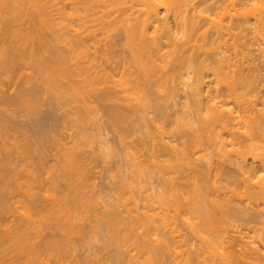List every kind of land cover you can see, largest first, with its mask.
I'll return each instance as SVG.
<instances>
[{
    "label": "bare ground",
    "instance_id": "bare-ground-1",
    "mask_svg": "<svg viewBox=\"0 0 264 264\" xmlns=\"http://www.w3.org/2000/svg\"><path fill=\"white\" fill-rule=\"evenodd\" d=\"M62 1H65L63 3L64 6H62V3H61ZM62 1L61 0H0V25L2 24L1 25L2 28L0 29V33L3 32V34L9 38V40L7 39L8 40L7 43L0 44V73L1 74H3V73L8 74V72H10L9 73L10 75L12 73L15 74L14 72H16V69L19 68L20 66L23 67V64H25V65L27 64V66L31 67L30 65H32L31 63H33L34 68L32 69V67H33V65H32L31 69L32 70L35 69L37 74L41 76V77H38V79L42 78V80H40V82L44 80V83H46L47 82L46 80H48L46 78H48V77L50 78V75H52L53 71L57 70L56 71L57 72L56 79L54 78L55 80L50 81V79H49L46 86L43 82H41V84H39L40 83L39 82L37 85L33 86L32 89L29 90L30 92L27 91L28 92L27 93L25 91V93L21 92L22 94L18 93L19 95H17L18 97L15 98L16 100L12 99V102L14 104L12 102H9L11 100L7 101L8 100L7 97H6L7 100L5 102H2L3 96L2 97L0 96V98H2L1 104L3 106L6 105V107L4 109H2V111L4 110L3 111L4 113H5V111H9L10 106L8 108L7 104H10L11 106L12 105L16 106L15 104L19 103L21 106L23 104L24 106L29 108L28 110H30V111L27 110L26 112H31V108L33 110L35 108H37V106L41 102V98H43V99L45 98L44 95H42L44 97L41 96V94H43V93H41L42 88H43L42 87L43 84H44V87H46V89H45L46 93L44 92L45 95L46 94L49 95V93H47V92L50 90V93H53V94L55 93V96H56V94H58L56 98H57V100L59 99V101L60 100L65 101V100H67L66 99L67 97L69 99L72 96L71 97L72 100L74 99L75 101L74 100L73 101L78 103V106H77L78 108L75 107V109H79L75 113V116L77 115L76 116L77 118L75 119V121H72V122L70 121V122L72 124H73V122H74V124H75V122H77V124H75V129L77 130V128L79 126L80 128L81 127L83 128L82 129L83 131L80 132V128H78L79 131L78 130L77 131L79 133L78 132L75 133V131L73 132L74 142L72 143V140H71L72 146L69 144L70 146L68 147L65 144L67 142L66 141V142H64V145H66V146L61 147L62 149L60 152L62 154H60L61 159L59 158L60 159V164H59L60 167H58V166H57L58 168L56 167L59 170H55L52 175L50 173L49 176L51 175V180L48 179L50 181V184L52 186H55L56 182L59 179H62L64 181L68 180L67 182H71L72 180H74L75 183L78 182V180L82 177V172H84V170H86V169H84L85 168V162L84 161L86 159V156L83 155V152L85 149H87V148L90 149V147H91L92 154H94L99 159L102 158V156H103V155H101V151L99 149V146H97V144L99 142L97 143V139L95 138L96 136L92 134L93 136L90 137L92 132L90 131L91 133L89 132V135H88L89 129L88 128L86 129L87 123H85L86 125H83V123H82L84 120V117H82V116L86 115V113H88V112L93 111V109L95 110V108H96V106L93 105V103H92V106L93 107L95 106L94 108L91 105H89L90 103H87V98H89L92 95L97 96L98 98H101L105 101H112V100L115 101V99L118 100L119 98H121V101L123 100V105H120L121 108L118 107V105H117L118 103L120 104V101L119 102L115 101L117 103L116 104L117 106L113 105V103H115V102L110 103L111 105L109 107H107L108 103L105 105L106 106L105 107V112H106L105 116L107 115L106 116V117H108L107 120L109 119L112 124H115L116 126H118L117 128L120 129V130L119 129L118 130L121 132L120 135L123 136L125 139H127L126 137H128V136H129L128 138H130V135H133V134H138L141 136V146H144V148H146V150H148L150 152V153H148L147 156H149V154H151L150 155L151 160L149 161L147 158V161L150 162L148 164L151 165V163H152V166L154 167V169L159 170L160 173L162 174V178L163 177L164 178L161 181L162 178L159 176L161 178V179H159V182H158L159 184H157V186L159 185V187H158L159 189H157V187H155L156 190H158V191L154 190L155 191L154 193L156 195H153L154 193H151V192H149V193H151V195H149L147 193V191H144V193L145 192L147 193V195L145 194L146 197H144L145 195L143 196L144 197L143 201L145 200L144 201L145 204H143L144 210L142 211V209H141L139 211L138 207H137V210L140 213L137 210L134 211L135 214L137 212L138 215L137 214L135 215L133 213V215H135L134 217H136L135 220L132 216L133 220H131V218H130V221L128 220V222H127V220L125 221V219H122V220L118 219L115 221L114 216L116 217V215H113L114 211H112V209H111V212H112L111 215H113L112 216L113 219L110 218L111 215L109 216V214L108 215L105 214V210H104V214H103L101 207L104 205H102L101 199H100V197L102 195L99 193L101 195L99 197L98 194L95 195V192L93 193V195L90 194L91 192L85 193V192H89L92 188L89 189L88 191H85V192L80 191L82 188L78 189L77 186H75V188H72V185L75 184L72 182L73 184H71L70 188H68L69 191L67 193L65 192L66 193L65 196L67 198L66 202H64L62 204L61 202L58 201L61 205L58 206L59 204L57 205V203H56V206L59 207L58 209L56 208V211L53 209H51V210H53V211H51V210H48L46 208L48 210L47 215L46 214L41 215L43 212L41 213L40 210L38 211L41 213V214H39V216L41 218H39V219L37 218L38 219L37 223H38V221H45L46 225L48 227L56 228V229L59 228V230L61 231V234L63 236V237H61V235H60V237L64 239L62 243H60L59 241L54 240L52 238H50L52 240H48L46 238L47 239L46 243H41V242H43V240L40 241V243L42 245H40V243H38L36 241L39 238L41 240V237H43L44 226L43 227L41 226L37 230H34V229H32L33 225L31 226V228H29L30 226L27 225V223H25V221L26 222L29 221L28 219H30V221H31V218H30L31 214L33 216L36 212L34 214L30 213L28 215V213L31 212L28 209L32 208V207L30 208V205H29L31 200H29L30 202L28 203L26 201V199L23 197L24 200L22 199L23 201L21 203L19 210L22 209L24 216H21V215L20 216L25 217V219H23L21 222H19V224L16 221H14V223L15 222L17 223V225H15L17 227H13L14 223L12 224V226L10 225V227H8L9 225H7L5 227V228L8 227L7 230L11 229L12 227L13 228L11 229L12 231H8V233L6 231L7 234H5V229H4V234H2L0 236V238L2 237L1 240L3 239L4 241L7 238L6 242H4L3 240H2L3 243L0 242V246L2 248L4 247V249H5V250L3 249L2 251L0 250V255H2V254L5 255V253L7 251H9V252H7L9 254L12 251H13V253L15 251L16 252L18 251V253H16V254L14 253L15 256H11V254H13V253H11L10 255L9 254L6 255V256H10L13 259H15V262L17 259L18 262L16 264H44V263H46L45 262L46 258H47V260L49 259L48 261H50V263H52V260L50 259V257L55 258L56 260H57V258H59L58 260L61 261L62 258L64 259L63 255L66 252L65 250H67V251L70 250V252L72 251L71 255L74 254V255H72L74 258L75 253L77 252L76 247L79 248V246L75 245V241H76V240H74L75 233L79 234V233H82L84 231V229L87 230L86 227L82 226V225H84V223L82 224V222H84L85 219L87 220V219H89V217H91V215H88V214L93 211V209H91V208L95 207V209H94L95 212H93V214L95 213L94 217H96V214H97V216H99L98 218L100 221L97 220L96 222H92V223L97 224V223L101 222L102 226L100 224L93 226V224H92L90 226V228L93 226V228H91L93 231L88 230V232H90L91 234L93 233V236L96 235L95 236L96 240H94V241L101 242L100 244H96V246L101 245L99 248H101V250H103V251L108 250V248L110 249L109 246L113 247L112 244H115L114 247L117 248L116 249L117 253H114V254L116 255L117 261L122 260V261H120L121 263L123 262L124 264H168L167 262H170L171 260H168L167 257H169V254L172 253L171 251H173L174 246L176 244H178L179 242L181 243L182 240L180 241V238L181 239H183L182 237L185 238V236L180 235V234H182V232H183L182 230H184L183 228L185 227V230L187 231V232H185L186 233L185 235H186V239H187L188 243H190V240H191V243H193V240H195V242L198 240L197 241V242H199L198 247L200 246V248L198 249V247L196 248L194 246L196 249L193 250L191 243L188 246H185L187 242L185 241V239H183L185 241V244L182 241L184 245L182 247L179 245L175 246V251H178V252H174L175 254L172 253L174 255L172 263H174V264H264V212H263L264 210L262 211V208L260 209V207L263 206V205L260 206V204H262V203L264 204V114L262 112V115H261V111H259V109H257V105L259 102L261 103L260 100L262 98L261 94L259 95L260 91L257 92L258 88L255 85V83L258 84V82L256 80H254L255 78L253 76L255 74L253 75V73H248L249 76L253 75L252 76L253 80H251L250 79L251 77L249 79L245 78L241 74H238L235 69H233V65L231 63L232 61L230 60L231 62H229L230 57H228L227 59L225 58L226 56H228V54L231 55V53H229L228 50H227L228 54H226V52H223L226 54V56L223 53L219 54V52H222L221 49L219 50V52L217 51L218 54L215 52V56H213L214 53L212 55H210L211 53H209V51L207 53L209 55H205L207 50L210 49L208 47L210 46L211 43H212L211 44V46H212L213 44H216L214 41H216V42L217 41H223L222 39H224L226 36L232 38V40H233V38L236 39L237 37L241 36L238 38L240 40V42H241V39L243 41V42H241V44L243 43L242 45H244V46H242L241 48L243 49V47H244V49L249 52L250 51L249 47L253 46L251 41L247 42V46L244 43L245 41H247L248 35L250 36V33H248V32H252V34H251L252 36H254L253 34H255L256 37H257V34H258V36L259 35H262V37L264 36V6L260 7L262 5V3H264V0H193V1H195V3H190L191 0H188V1L184 0L185 2L187 1L186 5H184L185 2L180 0L183 2L182 4L185 7L184 11H183L184 8H182L181 4H179L181 2H178V0H164V1L163 0L162 1L161 0H62ZM258 3H261V5ZM67 6H71V8H68L69 10L71 9V12H66ZM160 6H161V8H160ZM163 7L165 8L164 9L165 12L163 14V17L160 19L159 18V15H160L159 11H161V9ZM186 8L187 9L189 8V9L186 10ZM50 9H52V10H50ZM53 10L56 12V15H58L57 17H59V18H60V16H61V18L63 16V18L65 19V16L66 17L68 16V18L70 16V19L72 21L77 20V22H80L81 25L75 21L77 27L73 26L74 31H73V29L69 28L71 26H67L71 31H73L76 34L75 35L76 37L71 36L72 37L71 38L70 35L68 34V32L70 30H68V28H67L66 30L68 32H66V30L64 29L65 32H63L62 34H58V32H55L57 34L55 35V33H54L55 37H53V39L51 38V36H48L51 39L47 38L46 34L44 33V28L46 29L47 21L51 18L50 12L52 13ZM80 10L83 11L84 15H81L82 12ZM66 13H67V15H66ZM173 14L176 15L178 20L180 21L181 27L179 28V31H177V32H179V34L181 33L185 37L184 39H187L186 41L184 40V42H183V40H181V38L183 39V36H181V34H180V36H181L180 40L181 41L178 40V42H177V38L179 39V36H178L179 34L177 33L178 34L177 35L176 32L173 31V29L171 27H167V24H169L168 26H171L170 21L168 22V18L171 17L170 19H172ZM164 16H165V18H164ZM70 19H69V21H70ZM82 20H85V21H83L84 23L82 22L83 25L81 23ZM65 22H67V21L65 20ZM85 22L86 23L92 22L93 24L96 23V24H94L95 26L93 25L95 28L93 33H95V30H98L99 27L101 29L102 28L104 29V26H105V28H106V26H108L109 29H107V31L109 30L108 32H110V28L113 27L114 29H116L119 26L118 29L121 30L123 40L121 41L120 45L117 46L115 44V46H116L115 48L117 49V51L119 50L118 52H122L124 54V55L121 54L123 57L125 55H128V53H129V57L125 56L124 58L122 57L123 60L122 59L120 60V58L114 59L112 56H109V53H107V52L111 53L112 51L110 49H109L110 50L109 51L107 49V47L105 48V46L108 45L107 43H109L110 40H108V42L104 41L105 38L103 40L102 37H101V39L105 42L104 43L105 45L104 44L103 45L101 44V45L104 46L105 50H108L107 52H105V50L103 49V51H104L103 54H105V56H102L103 54H101V56H100V55H97L96 53L92 52L94 50H91V48L89 46L90 41L93 42V45L95 43L96 46L94 45V47L98 46L96 48L97 50L99 47H101V45H100L98 40L97 41L94 40V39H96L93 36L95 34L91 33L87 29V26L89 27L91 25H89L88 23H87L88 25H86ZM160 22H161V24L158 25V23H160ZM57 23L59 24L60 22L56 21V24ZM53 24H54V22H53ZM56 24H54V26ZM98 24H99V26H98ZM155 24L158 25L157 26L158 28L164 29L165 33L169 34V35H167L166 37L165 36H163V37L159 36L158 37V36H155V35H157V33L155 32V35L152 37L151 35L153 33H150V28H153V26ZM67 25H69V24H67ZM85 25H86V29L88 31L85 28H83V26L85 27ZM100 25H102L103 27ZM162 25L164 26V28L162 27ZM177 25L179 27V23ZM75 28H76V30H75ZM82 28L85 29V33H87V35L82 36L85 33L84 32L80 33V31L78 32V30L79 29L81 30ZM89 28H92V26ZM158 28H156V29H158ZM166 28H168V30ZM169 28H170V31H169ZM201 28H203V29L206 28L204 33L207 36L201 32L202 34L198 37L201 38L202 35H205L207 37L206 41H208L210 43V44H208L209 46L207 45L208 49H205L206 52L204 51L205 52L204 54H202L203 51L201 52L200 50H197L198 48L197 49L195 48V44H194L195 40H193L194 37L196 36V35H194V33L197 32L199 29L202 30ZM92 29H90V30H92ZM154 29H155V27H154ZM52 30H54V28ZM166 30H167V32H166ZM176 30H178V29L176 28ZM111 31H112V29H111ZM155 31L158 32V30H155ZM172 31L175 33V35L177 37H175V35L172 34ZM59 32H61V31H59ZM113 32H114V30H113ZM246 32L248 35L245 34ZM50 33H51V31H50ZM89 33H91L93 35H91ZM115 33H113V34H115ZM199 33L200 32L198 31L197 34L199 35ZM103 34H105V32ZM72 35H74V34H72ZM192 35H194V37ZM244 35H247V38H245ZM1 37L4 38L5 36L1 35L0 38ZM95 37H97V36H95ZM191 37H193L192 40L194 41V43H193L194 47L193 48L190 47V45L192 44V41H190ZM226 38H225L226 45H229V42H228L229 39L227 40ZM243 38L246 40H243ZM101 39H99V40H101ZM108 39H109V37H108ZM110 39L112 40V38H110ZM163 39H164V41H167V42L165 43L164 41H162ZM238 39L235 40V42L237 41L236 42L237 45L240 44L238 42L239 41ZM0 41H2V40H0ZM110 42L112 43L113 41H110ZM163 42H164V45H163ZM175 42H177V43H175ZM180 42H181V44H180ZM235 42L233 41V44L231 42L230 45L232 44L233 46H236L235 48L239 49L237 47V45L235 44ZM249 42L251 44H249ZM91 43H90V45H91ZM178 43H179V45H177ZM60 44H64V45H62V46H65L64 50L62 49ZM248 44L251 46H249ZM58 45H60L61 51H60V49H58V47H59ZM161 45H162V47H161ZM188 45L190 48L188 47ZM197 45H198V43H197ZM202 45L204 46V43L201 44L200 47ZM112 46L114 48V44L113 45L111 44V47ZM166 47L171 48V49H169L170 54L168 53V51H167L168 49H166ZM102 48L103 47H101L99 50L102 51ZM108 48H110V47H108ZM113 48H112V50H113ZM162 48H165L166 50H164V49L162 50ZM205 48H206V46H205ZM219 48H220V46H219ZM219 48H217V49H219ZM232 48H234V47H232ZM121 49H123L124 51H121ZM237 49H235V50L237 51ZM114 50H113V52H114ZM189 50H190V52H189ZM191 50L193 51V53H191ZM194 50L200 51V54H202L205 58H203L199 54V52L198 53H197V51L194 52ZM211 50H213V49H211ZM239 50H241V49H239ZM161 51H164V52L166 51L169 55H171L170 64L168 67L169 68L168 72H167V70H165L166 71L165 72L163 67H159L160 64L163 62L162 59H164L163 54H162L164 52L161 53ZM215 51H216V49H215ZM231 51H233V50H231ZM99 52H98V54H99ZM125 52L127 54H125ZM166 52L164 53V56H167ZM242 52L245 53V56L249 55V53L244 52L243 50L241 51V54H242ZM194 53H196L198 55L195 54L196 55L195 56ZM115 54L117 55V53H115ZM241 54H239V55H241ZM112 55H113V53H112ZM208 56H213V57L208 58ZM260 56H262V54ZM161 57H162V59H160ZM243 58L245 59L246 57H243ZM262 58H263V56H262ZM166 59H167V57H165V60ZM159 60H161V63L157 62ZM165 60H164V63L166 62ZM167 60H169V58ZM171 60H173V61H171ZM227 60H228V62H227ZM239 61H236V62L238 63ZM186 62L189 65H187V66L185 65L184 66L185 70H182V72H181V69H182L184 63H186ZM166 63L168 64L169 61ZM229 63H231L232 66L229 65ZM246 64H248V63L246 62ZM213 65H215V66H213ZM239 65H242V64H239ZM239 65H238V67H239ZM251 65H252V63H251ZM27 66H26V68H27ZM161 66H162V64H161ZM165 66L167 67L168 65L164 64V68H166ZM117 67H119V68H117ZM186 67L188 70L186 69ZM159 68H161L160 71H159ZM244 68H246L247 72H249L248 69H250L251 67H248V66L245 67L244 66ZM254 68H256V65ZM116 69L119 70L118 73H117ZM162 69L164 71L163 73H162ZM253 69H250L251 72L254 71ZM242 70L244 72V69H242ZM246 70H245V72H246ZM183 71L184 72L186 71V74ZM208 71H210L212 74L211 78L214 77V80L211 79L212 82H210V83L206 82L207 80H206L205 74H207ZM28 73H30V71ZM182 73H184V75H181ZM31 74H32V72H31ZM46 74L48 77L46 76ZM48 74H50V75H48ZM118 75H119V77L121 76V79L118 77ZM29 76H31V75H29ZM8 77H10V76H8ZM44 77H46V78H44ZM116 77H118L119 79ZM176 77L177 78L180 77V80L178 78L179 81H177L175 79ZM185 77L188 80H191L190 82H188L186 80L188 82V84H187V88L186 89L184 88V89L185 90H191L190 92H187L189 94L191 93V95L189 96V94H188L187 97L188 98L190 97L189 101L191 100V97H192L191 102L196 108V112L194 110V112L196 113V116H197L196 118L194 116V117L189 119L188 118L189 116L186 115L185 113H182V115L180 117H177L178 112L176 113L172 109H170V110H172L170 112L167 111V108L169 110V108H170L169 106L171 104L168 103V104H170L169 106L165 104L166 101L168 100V98H171V97H173V99L175 98L174 97L175 96L174 90L171 89L173 87V85L169 89V86H171L170 81L172 80V82H174V80H175L177 82H181V85H182V82L185 81V79H186ZM11 78H12V76H11ZM31 78H32V82H33V79L37 80L35 78V76L34 77L31 76ZM183 78H184V80H183ZM8 79H10V78H8ZM181 79H182V81H181ZM101 80L103 82H105V84L103 83L104 85L102 84V82L100 84ZM118 80H122L121 83H119L120 81H118ZM28 81H31V80H28ZM28 81L26 84L29 83ZM38 81L39 80H37V82ZM108 81H109L110 85H113V87L108 86V84H109V83L107 84ZM253 81H255V82H253ZM115 82H117V84H115ZM30 83H29V85H30ZM112 83H114L115 85H118V86H115ZM33 84H36V82L35 83L33 82L30 86H27V87L31 88ZM65 84H66V86H65ZM101 85L104 86V88L106 85V87H108V89H112V92L106 88H105V90H108V92H105L104 88L102 87V91H104V92L101 93L100 92L101 91L100 90ZM176 85L178 86V84H176ZM183 86H184V82H183L182 87ZM182 87H180L179 89L184 90V89H182ZM184 87H186V86H184ZM261 87H262V85H261ZM29 88H26V89H29ZM173 88H175V87H173ZM209 88L211 91L210 92L208 91L209 92L208 93L207 90H209ZM26 89H24V90H26ZM53 90H55V92H53ZM176 90H177V87H176ZM204 90H206L205 93H204ZM19 91H21V90H19ZM109 91L111 93H109ZM187 93H185V94L187 95ZM206 93L211 96V97L209 96L210 97L209 99L207 98ZM202 95H203L204 99L205 98L208 99V102L206 103V105L203 104V101L205 102V100L201 99V98H203ZM55 96L53 95V98H55ZM262 96H264V95H262ZM187 97H186V99H188ZM49 99L51 100V96ZM92 99H95V97ZM45 100H48V99L45 98ZM50 100H48V101H50ZM161 100H163V101H161ZM262 100H264V99H262ZM52 101L57 102V101H55V99H53ZM61 101H60V103L63 104V102H61ZM45 102H44V104H46ZM68 102L72 103V101H70V100ZM124 102H126V103L124 104ZM58 103H56V104L58 105ZM66 103H67V101H66ZM97 103H94V104H96V105L100 104V102L98 104ZM76 104H75V106H76ZM2 105H1V107H2ZM40 105L42 106V104H40ZM68 105H69V103H68ZM124 105H125V108H124ZM21 106H20V108H21ZM50 106H53V104ZM54 106H56V105H54ZM59 107H60V104H59ZM63 107H65L64 104H63ZM56 108H58V107H56ZM89 108L91 109V111ZM100 108H102L101 112L103 111V113H104V110H103L104 106L103 107L101 106ZM37 109H39V108H37ZM97 109H99V107H97ZM97 109L95 111H97ZM53 110H55V109H53ZM191 111H192L191 114H193V110H191ZM18 112H20V110ZM36 113H38V111H36ZM55 113H57V112H55ZM195 113H194V115H195ZM28 114H30V113H28ZM65 114H67V113H65ZM89 114L91 116V114H93V113H89ZM69 116L71 117L73 115L69 113ZM75 116H73V117L75 118ZM79 117L83 118V119H80ZM85 118H91V117H88V114H87ZM95 118H96V116H95ZM156 118L163 120V123H162L163 126L155 125V123L158 122ZM84 121L86 122L87 120H84ZM93 121H94V118H93ZM55 122L59 123L58 120H55ZM95 122H96V120H95ZM105 122L107 124V121H105ZM164 123L166 125H164ZM79 124H81V125H79ZM108 124H109V122H108ZM240 124L241 125L244 124V129H245L244 131L241 130L242 128L240 129V127H241ZM10 125H12V124L9 123V125H8V123L5 121V119H4V121H2V120L0 121V138H1L0 140H1V142L3 141L2 146H4V147L5 146H12L10 148H12V149L15 148V150L18 151L19 147H21V145H22L19 141V138L15 137V139L18 138V139H16V141L18 140L17 142H12L10 138H9L10 140H7V137H8L6 135L7 132H9L11 130L14 132V130H15L14 128H13L14 129L13 130ZM115 125H113L114 129H115ZM35 126H36V128H35L36 134L38 135L37 131L38 132L40 131L39 134L41 133L40 138H42V139H40V138L39 139L41 140V143L43 144V146H46V145L50 146L52 139L51 140L49 139L50 130H47L48 127H46L45 122L42 123V121H41L40 124L37 123V124H35ZM109 126L111 127V124H109ZM113 126H112V128H113ZM37 127L39 130L37 129ZM60 127H62V126L60 125ZM73 127H74V125H73ZM73 127H71L72 130H74ZM154 128H155V130L153 131ZM51 130H52V128H51ZM109 130H111V129L109 128ZM156 131H157V133L159 132V134H161V135H159V137L157 136L158 134L156 136L153 135L154 132H156ZM52 132L55 133L56 131L54 130ZM71 132L72 131H70L69 133H71ZM10 133L11 132H9L8 134H10ZM73 134L71 133V138L73 137ZM166 135H167L168 140L165 138ZM12 136H14V135L12 134ZM52 136H53V134H52ZM98 136L100 137V135H98ZM32 137L38 139L37 136L34 137V135H32ZM67 137H68V134H67ZM50 138H51V136H50ZM53 138H55V137H53ZM91 138H92V140L90 141ZM101 138H102V134H101ZM118 138L120 139L121 137L118 136ZM135 138L138 139V137H135ZM33 140H32L33 143L34 142L36 143L35 144L36 150H38L40 148V146H37L38 141L36 142L35 139H33ZM55 140H56V138H55ZM116 140H117V138H116ZM133 140H132V142H134ZM86 141L88 142V144L85 143ZM118 141H120V140H118ZM18 142H19L20 146H18ZM27 143H25V144H27ZM95 143H97V144L95 145ZM86 144L88 145L87 148L84 147V146H86ZM120 144L121 143L119 142L118 146H121ZM125 144H127V143H125ZM207 144L217 148L221 153L223 152L222 154H224V156H226V154L224 152H227V155H229V157H228V162L227 161H225L226 163L223 162L225 164V166L218 164V166H222V167H215L213 165L214 161H212V155L213 154L211 155V157L210 156L209 157H207V156L203 157V158L207 159V161H205V162L203 161L204 162L203 166H201L202 164L197 166V163L195 161H194L195 163L193 162L192 156H195V154H197V153H202V151H201L202 146H205ZM106 145H104V146H106ZM115 145H116V143H115ZM136 145L135 146L131 145V147H130V145L124 146L125 155L129 159V161H128V162H130L129 164H131V166L129 165L131 168L127 164V167H129L128 170L130 173L128 172V174H126L127 173V170H126V173H125L126 175H119L118 174L119 175V178H117L118 183L116 182L117 184L120 185V189L122 192L121 197L126 202L124 204V201H123V204L125 205V206H123L124 208L122 207L123 209L127 208L126 204L135 205V203H133L135 201V199L132 195L133 191L132 192H129V191L133 190L130 187L131 186L133 187V185L136 183V180L140 181V183H141V180L136 179V174H137L136 172H138V175L141 177L142 176L145 177L144 174H146L144 164H147L146 163L147 161H145L144 164H143V162H141V161H143L142 160L143 158L140 160L141 156L138 154V147H137V149H135ZM33 146H34V144H33ZM179 146H181V147L179 148ZM107 147H108V145H107ZM228 147L233 149V151L232 150L226 151ZM0 148H2V147H0ZM108 148H107V152H108ZM116 149H118V148L116 147ZM120 150H122V149H120ZM8 152L9 151H7V153ZM11 153H12V151H11ZM104 153L106 154L105 151H104ZM117 153H119V152H117ZM139 153H142V151H139ZM231 154H234V155H231ZM125 155H124V157H126ZM90 156H92L94 158L93 155H90ZM10 157L11 156L9 155V158L7 157L8 159H6L4 162L1 161V163H3V164H1V166H0V177L3 176L2 178H4V174L6 172H8L9 169H11V167H13L12 165H15L14 159H12V157L11 158ZM119 157L121 158V156H119ZM191 157H192V159H191ZM220 157L222 158V155ZM109 158H107V159H109ZM116 158H117V156H116ZM145 158H146V153H145ZM250 158L252 159V162L250 161L251 163L248 164L249 163L248 160ZM0 159H3V158H0ZM114 159L115 158H113V160ZM88 160L90 161V159H88ZM110 160H111V158H110ZM105 161H108V160H105ZM108 162H110V161H108ZM199 162H198V164H200ZM219 163H221V162L219 161ZM86 164H88V162ZM105 164H106V162H105ZM102 165H103V163H102ZM147 165H146V167H147ZM215 165H217V164H215ZM152 166H151V168H152ZM134 167H137V169L135 168V170H134ZM123 168H125V167H123ZM147 169H148V167H147ZM154 169H152V171ZM43 170H42V172H43ZM119 170H120V168H119ZM114 171L112 172V174L116 175L117 173H114ZM45 172L47 173L48 171H45ZM123 172H125V171H123ZM9 173L11 174V170ZM9 173L7 175H9L8 177L10 179H12ZM44 173H43V175H46ZM147 174H149L151 176L150 173H147ZM41 175L42 174H40V177L34 178V180L38 181L39 184L41 183L43 185L44 182H42V181L46 180L48 177L45 176L46 179H43L45 177H42ZM83 176H85V175H83ZM87 176H88V174H87ZM83 178H85V177H83ZM17 179H15V181ZM86 179L88 181V177ZM216 179H218V181ZM21 180L23 181V179H21ZM219 181H222L221 183L223 185L220 184ZM24 183H26V182L24 181ZM7 184L9 185V183H7ZM7 184L5 183L6 186H7ZM11 184H12V182H11ZM23 184L21 183L20 185H23ZM92 184H94V183H92ZM92 184H91V186L93 187ZM136 184H135V186H137ZM20 185H18V186L21 187ZM46 185H48V183L45 184V186ZM77 185H78V183H77ZM80 185H81V182H80ZM86 185H87V183H86ZM119 185H116V186H119ZM27 186H28V184H27ZM52 186L49 185V187L47 189L46 188H43V189L41 188V189L42 190H44V189L49 190V188H51ZM68 186H69V184H68ZM187 186H188V188H190L189 191H186ZM34 187L35 186L33 185V187H31V188L29 187V188L34 191ZM63 187H65V186L63 185ZM73 187H74V185H73ZM96 187H97V185H96ZM96 187H94V188H96ZM7 188H8V186H7ZM39 188H40V185H39ZM87 188L88 187H86V189ZM1 189H0V191H1ZM4 189H6V188L4 187ZM25 189L27 190V188H25ZM35 189H37V187ZM62 189H64V188H62ZM97 189H98V187H97ZM120 189H118L116 191L114 189V191L116 193H118V191H120ZM38 190H40V189H38ZM52 190L50 189L49 192H51ZM82 190H85V188ZM184 190H185V192H184ZM4 191H3V193H4ZM33 191H32V196L37 197L36 195H38L39 192L36 193L35 191L34 192ZM93 191L94 190H92V192ZM95 191L97 192L96 189H95ZM111 192H113V191L111 190ZM115 192H114V194H116ZM1 194L2 193H0V195ZM42 194L44 195V193H42ZM49 195H50V193H49ZM140 196H142V195H140ZM1 197H3V196L2 195L0 196V205H1L0 209L2 207H4L3 205H5V208H3V209L8 210L7 208H9V207H7L6 205H8L9 202H7V204L4 202V201H8V200H5L4 197L3 198H1ZM29 197H31V196H29ZM114 197H115V195H114ZM117 197H119V196H117ZM44 198H46L48 200V198H50V197H44ZM42 199H43V197H42ZM114 199H113V203L115 202ZM105 200H107V199H105ZM105 200H104V202H106ZM141 200H140V202H141ZM102 201H103V198H102ZM107 201H110V200L108 199ZM120 201L116 200L117 203H119ZM33 203L36 204L35 202H33ZM33 203H32V205H33ZM100 203H101V207H100ZM107 203H109V202H107ZM107 203H105V205L108 206ZM54 204H55V202H54ZM115 204L116 203H114V205ZM123 204L119 203L118 205L122 206ZM36 205H38V204H36ZM42 205L43 204H41V206ZM98 205H99V208H98ZM112 205L113 204H111V206ZM129 205H127V206H129ZM8 206H10V205H8ZM49 206H50V204H49ZM109 207H110V205L106 208L107 211H108ZM116 207H118L117 204H116ZM135 207H136V205H135ZM44 208H45V206H44ZM129 208H130V206H129ZM49 209H50V207H49ZM117 209H119V208H117ZM133 209H135V208H132L131 210H133ZM114 210H115V208H114ZM100 211H101V213H100ZM126 211L128 212L127 209H126ZM111 212H109V213H111ZM116 212H118V211H116ZM0 213H1V211H0ZM86 213H88V214H86ZM120 214L121 213H119V215ZM16 215L18 216V214H16ZM84 215H85V218L83 219ZM124 215H126V214L124 213ZM0 216H3V215H0ZM10 216H12V215H10ZM17 216L15 217L13 215L14 218H17ZM34 218H35V216H34ZM32 220H33V218H32ZM94 220L95 219H93V221ZM5 221L8 222L9 219H8V221L7 220H5ZM86 222H88V221H86ZM89 222H91V220ZM40 223H42V222H40ZM39 224H37V225H39ZM242 224H243V228L245 227L244 229L247 230L246 235L242 233V230H243ZM3 226H5V225H3ZM179 226L180 227L183 226L182 230L180 229L181 231L179 230ZM239 226H241V227H239ZM26 227L28 229H30V232L34 230L35 233L28 232L29 230ZM88 228H89V226H88ZM239 228H242V230H240ZM140 230H141V232H140ZM0 232H2V231H0ZM9 233H10V235H8ZM44 233H46V232H44ZM84 233H85V231H84ZM90 233H88V236L83 234L84 236L82 235L83 236L82 238L80 237L81 235H79L78 237L81 238V240L84 238L82 241H83L84 245L86 243V246H87V244L90 245V243H91L92 246H88V248L91 250V248L93 247V245H95V243L91 242L92 240L90 239V237L91 238H93V237L91 236ZM32 234H34V235L32 236ZM3 235H7V237L5 236L6 238L5 237L3 238ZM46 235H48V234H46ZM58 236H59V234H58ZM49 237H51V236H49ZM78 237H76V238H78ZM97 237H99L100 240L99 239L97 240ZM44 238L45 237H43V239ZM77 241H78V239H77ZM200 243H201V245H200ZM2 244H5V245H2ZM43 244L45 245V247ZM76 244H78V242ZM130 245H131V247L133 246L132 250H134L136 252V254L138 255L137 258L134 257L135 254H134V256H132V255L129 256L130 251L127 248ZM42 246H43V248H42ZM184 246H185V248L188 247L187 251L184 250L185 249V248H183ZM131 247L129 249H131ZM179 247L183 248V250H181V248H179ZM2 248H0V249H2ZM88 248H86V249H88ZM99 248L97 250H99L102 254V251ZM197 249H198V251H197ZM97 250L95 252H97ZM110 250H108V254L110 253ZM4 251H6V252H4ZM92 251H93V249H92ZM111 251L113 252V249ZM134 251H132V252H134ZM1 252H2V254H1ZM89 253H90V251H89ZM98 253L99 252H97V254ZM17 254H18V257H17ZM88 254H87L88 257H85V259L89 258V256H91L90 254L89 255ZM114 254L111 253L110 256H113ZM79 255H80V253H79ZM104 255L105 254H103V256ZM115 255L113 257H115ZM67 256H68V253H67ZM77 256L78 255H76V257ZM128 256H129V258H128ZM2 257H4V256H2ZM2 257L0 256L1 259H2ZM10 257H8L9 258L8 261L10 260V264H11V261L13 259L12 258L10 259ZM15 257H17V258H15ZM71 257H70V259H71ZM4 258H6V257H4ZM81 258L83 259L84 257L81 256ZM93 258H94V255H93ZM97 258L95 255V259H97ZM99 258H100V256H99ZM1 259H0V264L4 263L3 262L4 260H1ZM75 259H77V258H75ZM85 259H84V262H86V263H82V264H87V263L92 264L91 262H94L93 260H95V259H93L89 263L90 259H88L87 261ZM22 260H24V261H22ZM58 260L56 262H58ZM65 260L68 262L67 259H65ZM108 260H109V258H108ZM53 261H55V260H53ZM70 261L75 262L76 260L72 259ZM77 261H78V259H77ZM77 261L75 262V264L81 263V262L77 263ZM12 262L14 263V260ZM63 262L65 264V261L62 260L61 263H63ZM73 262H71V264ZM97 262H99V260L96 261V264H97ZM120 262H118V263L121 264ZM103 263H105V261ZM114 263L117 264V262H114ZM99 264H100V262H99ZM106 264H109V263H106Z\"/></svg>",
    "mask_w": 264,
    "mask_h": 264
},
{
    "label": "rangeland",
    "instance_id": "rangeland-1",
    "mask_svg": "<svg viewBox=\"0 0 264 264\" xmlns=\"http://www.w3.org/2000/svg\"><path fill=\"white\" fill-rule=\"evenodd\" d=\"M62 1V0H61ZM162 1V0H161ZM164 1V0H163ZM183 2H185L184 0H182ZM182 1H180V0H178V2H181V3H179V4H181V6H182V8H184L183 9V11L185 10V7H184V5H186L187 4V1L184 3V5L182 4L183 2ZM65 1H62L61 3H62V6H64V3ZM190 3H195V1H193V0H191L190 1ZM258 4H260L261 5V3H258ZM264 3H262V5L260 6V7H263L264 5H263ZM190 5V4H189ZM259 6V5H258ZM188 7V6H187ZM68 8H71V6H67V8H66V12H71V9L69 10ZM160 8H161V6H160ZM200 8V7H199ZM164 7L161 9V11H159V18L161 19L162 17H163V14H164ZM189 9V8H188ZM187 8H186V10H188ZM250 9V8H249ZM50 10H52V9H50ZM81 11V10H80ZM82 12V14L81 15H84V13H83V11H81ZM55 13V14H54ZM50 19L47 21V25H46V29L44 28V33L46 34V36H47V38H50V37H48V36H51V38L53 39V37H55L54 36V33L55 32H58V34H62L63 32H65V30L68 28L67 26H71V27H69V28H71V29H73V26H76V23H75V21L77 22V20H71L70 19V16H69V18H68V16L66 17L65 16V19L63 18V16H62V18L64 19H62L61 18V16H60V18L59 17H57L58 15H56V12L53 10L52 11V13L50 12ZM66 15H67V13H66ZM69 15V14H68ZM173 17H172V19H170L171 17H169L168 18V22L170 21V25L171 26H168L169 24H167V27H171L172 29H173V31H175L176 32V34L178 33L179 34V32H177V31H179V28L181 27L180 26V21L178 20V18H177V16L176 15H172ZM55 17V18H54ZM57 17V18H56ZM164 18H165V16H164ZM163 18V19H164ZM53 21H52V20ZM69 19H70V21H69ZM170 19V20H169ZM60 20V21H59ZM65 20L67 21V22H65ZM88 20V19H87ZM56 21L57 22H60L59 24L57 23L56 24ZM62 21V22H61ZM64 21V22H63ZM80 21V20H79ZM83 21H85V20H82L81 21V23L83 22ZM89 21V20H88ZM179 21V22H178ZM53 22H54V24H56L55 26H54V24H53ZM162 22V21H161ZM161 22L160 23H158V25L159 24H161ZM77 23H79L80 24V22H77ZM84 23V22H83ZM83 23H82V25H83ZM86 23V22H85ZM88 23V22H87ZM86 23V25H91L92 26V28H89V27H91V26H87V29L91 32V33H93L94 32V24H96V23H92V22H90V23H88L87 24ZM163 23V22H162ZM179 23V27H178V24ZM67 24H69V25H67ZM2 25V24H1ZM0 25V26H1ZM78 25V24H77ZM81 25V24H80ZM86 25H85V27L83 26V28H85L86 29ZM94 25V26H93ZM158 25H154L153 26V28H150V33H153L151 36L153 37L154 35H155V32L157 33V35H155V36H160V37H163V36H167V35H169V34H166L165 33V30L164 29H162V28H158L157 26ZM98 26H99V24H98ZM97 26V27H98ZM100 26H102V25H100ZM63 29H62V28ZM77 27V26H76ZM80 27V26H79ZM82 27V26H81ZM103 27V26H102ZM154 27H155V29H154ZM161 27V26H160ZM162 27L164 28V26L162 25ZM178 29V30H176V28ZM2 28V26L0 27V29ZM54 28V30H52ZM59 28V29H58ZM68 28V30H70ZM79 29L78 30V32L80 31V33L82 32H84L85 33V29ZM100 28V27H99ZM98 28V30H95V33H93V34H95V35H93V34H91V33H89V34H91V35H93L94 36V38H96V39H94V40H98L99 41V43H100V45L102 44H104L105 42L104 41H107L108 42V40H110V41H113L112 43L109 41V43H107L106 45L107 46H105V48L107 47V49L109 50H111L112 52L110 53V52H107L108 50H105V48H104V46H102L101 45V47H103L102 48V51H103V49L105 50V52H107V53H109V56H112L114 59L115 58H120V60L122 59L123 60V58L126 56H128L129 57V53H128V55H125L124 57L122 56V55H124L122 52H118L117 51V49L115 48L116 46H115V44L118 46V45H120L121 44V41L123 40V38H122V34H121V30L120 29H118L119 28V26L116 28V29H114L113 27L112 28H110V32H108L107 31V29H109V27L108 26H106V28H105V26H104V29L102 28H100L99 29ZM156 28H158V29H156ZM65 29V30H64ZM86 29V30H87ZM90 29H92V30H90ZM111 29H112V31H111ZM167 30H168V28H166ZM202 30H198L200 33H199V35L197 34V32H195L194 33V35H196L195 37H194V35H192L193 37H194V39H193V37H191L190 39V41H192V44L190 45V47H194V45H193V43H194V41L193 40H195V48L197 49V50H200L201 52L203 51V53L202 54H204L206 51H205V49H208V48H210L209 50H207V52L205 53V55H209V54H207L208 53V51H209V53H211L210 55H212L213 53H214V55L213 56H215V52L218 54V52H219V50L221 49L222 50V52H219V54H221V53H223V52H226V54H228V52H227V50L229 51V53H231V55H229L228 54V56H226V54L225 53H223V54H225V58L227 59L228 57H230L229 58V62H231L232 63V65H233V69H235L236 70V72L238 73V74H241L243 77H245V78H250L251 80H253L252 78L254 77L255 79L254 80H256L257 82H258V84H256L255 83V85L257 86V88H258V90H257V92L258 91H260V93H259V95L261 94V103L259 102L258 103V105H257V109H259V111H261V115H262V112H263V114H264V100H262V99H264V96H262V95H264V36L262 37V35H259L258 36V34H257V37L255 36V34H253L254 36H252L251 34H252V32H248V33H250V36L247 34V32L245 33V34H247L248 35V38H247V35H244V37L245 38H247V41H245L244 43H245V45L247 46V42L248 41H251V43H252V47H249V46H251V45H249V44H251L250 42H249V52L248 51H246L245 49H244V47H243V49L241 48L242 46H244V45H242L241 44V42H243L242 41V39H241V42H240V40L238 39L239 37H241V36H239V37H237L236 39L235 38H233V40H232V38H230V37H228V36H226L225 38L228 40V42H229V45H226V42H225V38L224 39H222L223 41H214L216 44H213L212 46H211V44L208 42V41H206L207 40V35L204 33V31H205V29L206 28H201ZM64 30V31H63ZM75 30H76V28H75ZM87 30V31H88ZM101 30V31H100ZM113 30H114V32H113ZM152 30V31H151ZM155 30H158V32L157 31H155ZM167 30H166V32H167ZM50 31H51V33H50ZM59 31H61V32H59ZM73 31H74V29H73ZM73 31H67L66 30V32H68V34L70 35V37L71 36H75L76 34L73 32ZM86 31V32H87ZM154 31V32H153ZM169 31H170V28H169ZM168 31V32H169ZM172 31V34H174L175 35V33ZM53 32V33H52ZM73 32V33H72ZM99 34H98V33ZM105 32V34H103V33ZM116 32V33H115ZM204 33L205 35H202L201 36V38L200 37H198V36H200L202 33ZM2 33V34H1ZM0 33V36L2 35V36H5L4 38H0V40H2V41H0L1 43L0 44H5V43H7V41L9 40V38L6 36V35H4L3 34V32H1ZM50 33V34H49ZM112 33V34H111ZM113 33H115V34H113ZM159 33V34H158ZM171 33V32H170ZM57 33H55V35H56ZM72 34H74V35H72ZM97 34V35H96ZM177 34V35H178ZM181 34V33H180ZM180 34L178 35L179 36V39L177 38V42H178V40L179 41H181V40H183V42H184V40L186 41L187 39H184L185 37L181 34V36H183V39L181 38V40H180ZM244 34V33H243ZM242 34V35H243ZM81 35V34H80ZM84 35H87V33H85V34H83L82 36H84ZM90 35V36H91ZM102 35V36H101ZM105 35V36H104ZM111 35V36H110ZM78 36V35H77ZM95 36H97V37H95ZM209 36V35H208ZM76 37V36H75ZM81 37V36H80ZM99 37V38H98ZM101 37H102V39L104 40V38H105V40L103 41L102 39H101ZM108 37H109V39H108ZM175 37H177L176 35H175ZM255 39H254V38ZM50 38V39H51ZM72 38V37H71ZM110 38H112V40L110 39ZM199 38V39H198ZM206 38V39H205ZM5 39V40H4ZM8 39V40H7ZM99 39H101V40H99ZM107 39V40H106ZM160 39V38H159ZM193 39V40H192ZM198 39V40H197ZM203 41H202V40ZM239 40L238 42L240 43V44H238L237 45V41L235 42V40ZM253 39V40H252ZM219 40V39H218ZM232 40V41H231ZM243 40H246V39H244L243 38ZM162 41H164V39L162 40ZM233 41L235 42V44L237 45V47L239 48V49H241V50H239V49H237V48H235L236 46H233L232 44H233ZM4 42V43H3ZM92 41H90V43H91ZM102 42V43H101ZM165 43L167 42V41H164ZM164 42H163V45H164ZM177 42H175V43H177ZM182 42V43H183ZM208 42V43H207ZM227 42V43H228ZM232 42V44L230 45V43ZM89 43V42H88ZM90 43H89V46H90V48H91V50H94V51H92V52H94V53H96L97 55H100L101 56V54H103L104 53V51L102 52L101 50H99L101 47H99L98 48V50L101 52H99L96 48L98 47H94V45H95V43H94V45H93V42L91 43V45H90ZM191 43V42H190ZM197 43H198V45H197ZM204 43V46L202 45L201 47H200V45L201 44H203ZM207 43V44H206ZM97 44V43H96ZM110 44V45H109ZM111 44L113 45L114 44V48H113V46L111 47ZM180 44H181V42H180ZM206 44V45H205ZM208 44H210V46L208 45ZM61 45V47H62V49L64 50L65 49V46H62V45H64V44H60ZM60 45H58L59 47H58V49H60V51H61V47H60ZM93 45V46H92ZM98 45V44H97ZM105 45V44H104ZM177 45H179V43L177 44ZM193 45V46H192ZM209 47H208V46ZM215 45V46H214ZM57 46V45H56ZM96 46V45H95ZM198 46V47H197ZM205 46H206V48H205ZM217 46V47H216ZM219 46H220V48H219ZM227 48H226V47ZM230 46V47H229ZM245 46V47H246ZM108 47H110V48H108ZM120 47V46H119ZM161 47H162V45H161ZM168 47V46H167ZM166 47V49H168L167 51H168V53H169V49H171L170 47L169 48H167ZM188 47H189V45H188ZM189 47V48H190ZM200 47V48H199ZM208 47V48H207ZM232 47H234V48H232ZM95 48V49H94ZM112 48H113V50H114V52H113V50H112ZM191 48V49H192ZM217 48H219V49H217ZM229 48V49H228ZM247 48V47H246ZM251 48V49H250ZM57 49V48H56ZM119 49V48H118ZM166 50L165 48H162V50ZM211 49H213V50H211ZM215 49H216V51H215ZM235 49H237V51L235 50ZM248 49V48H247ZM90 50V51H91ZM96 50V51H95ZM109 50V51H110ZM193 50V49H192ZM191 50V53H193V51ZM197 50H194V52L195 51H197ZM231 50H233V51H231ZM244 51V52H247V53H249V55H246L245 56V53H243L242 52V54H241V51ZM121 51H124L123 49H121ZM171 51V50H170ZM200 51H197V53L199 52V54H200ZM205 51V52H204ZM212 51V52H211ZM218 51V52H217ZM239 51V52H238ZM98 52H99V54H98ZM162 52H164V51H161V53ZM166 52V51H165ZM164 52V53H165ZM189 52H190V50H189ZM234 52V53H233ZM252 52V53H251ZM112 53H113V55H112ZM115 53H117V55L115 54ZM164 53H162L163 54V57H164V59H162V57L160 58V59H162V63H161V60H159V61H157V62H159V63H161L162 64V66H161V64H160V66L159 67H163V69H164V71L165 70H167V72H168V70H169V64H170V59H171V55H169L167 52V56H164ZM233 53V54H232ZM241 54L243 57H246L245 59L241 56V55H239V54ZM246 53V54H247ZM262 54V56H263V58H262V56H260L261 54ZM120 54V55H119ZM122 54V55H121ZM125 54H127L126 52H125ZM190 54V53H189ZM196 53H194V55H195ZM202 54H200L203 58H205ZM236 56H235V55ZM169 55V56H168ZM196 55H198V54H196ZM195 55V56H196ZM234 55V56H233ZM102 56H105V54H103ZM115 56V57H114ZM121 56V57H120ZM213 56H208V58L209 57H213ZM218 56V55H217ZM216 56V57H217ZM123 57V58H122ZM165 57H167V59L169 58V60H165ZM207 57V56H206ZM233 57V58H232ZM239 57V58H238ZM261 57V58H260ZM250 59V60H249ZM254 59V60H253ZM164 60L166 61V62H168L169 61V63L167 64L166 62L164 63ZM231 60V61H230ZM234 60V61H233ZM239 61L238 63L236 62V61ZM171 61H173V60H171ZM210 61V60H209ZM244 61V62H243ZM251 61V62H250ZM212 62V61H211ZM227 62H228V60H227ZM246 62L248 63V64H246ZM231 63H229V65H231ZM235 63V64H234ZM250 63V64H249ZM251 63H252V65L255 67V65H256V68H254L252 65H251ZM32 65H33V67H32V65H30L31 67H32V69L34 68V64L33 63H31ZM164 64L165 65H168L166 68H164ZM239 64H242V65H239ZM25 64H23V67L22 66H20L19 68H17L16 69V72H14L15 74H13L12 72V74L10 75L9 73L10 72H8V74L7 73H3V74H1L0 73V96L3 98H0V104L2 103V102H5L6 100H7V98H8V100L7 101H9V100H11V101H9V102H12V99H15L16 97H18L17 95H19L18 93H21V92H24L25 93V91L27 92V91H29L30 89H32L33 88V86H35V85H37L39 82H40V80H42V78L41 79H38V77H41L40 75H38L37 74V72L35 71V69L34 70H32L31 69V67H29V66H27V64L24 66ZM187 66V65H189V64H187V62L186 63H184V65H183V67H182V69H181V72H182V70H185V68H184V66ZM231 65V66H232ZM238 65H239V67H238ZM26 66H27V68H26ZM213 66H215V65H213ZM244 66L246 67V66H248V67H251L250 69H253L254 71H252L251 72V70L250 69H248L249 70V72H247V70H246V68H244ZM25 67V68H24ZM24 68V69H23ZM117 68H119V67H117ZM189 68V67H188ZM258 68V69H257ZM31 69V70H30ZM163 69H162V73L164 72L163 71ZM186 69H187V67H186ZM242 69H244V72H243V70L241 71ZM30 71V73H28L29 71ZM117 70V69H116ZM161 70V68H159V71ZM188 70V69H187ZM186 70V71H187ZM245 70H246V72H245ZM57 70H55V71H53V73H52V75H50V74H48V75H50V78L47 76V74H46V76L48 77V78H46V77H44V78H46V79H48V80H46L45 82L46 83H44V80L43 81H41V82H43L44 84H45V86H46V84L48 83V81H49V79H50V81H52V80H55L56 79V76H57V72H56ZM118 71L119 70H117V73H118ZM186 71L184 72L185 74H186ZM31 72H32V74H31ZM166 72V71H165ZM161 73V72H160ZM184 73H182L181 75H184ZM207 73V72H206ZM248 73H253V75H251V76H249L248 75ZM209 74V75H208ZM29 75H31L32 77H34L35 76V78L37 79V80H39L38 82H37V80H34L33 79V82L35 83L36 82V84H33L32 85V87L31 88H29V87H27V86H30L33 82H32V78H31V76H29ZM34 75V76H33ZM206 75V82H212L211 81V79L212 80H214V77L213 78H211L212 77V74H211V72L210 71H208V73L207 74H205ZM8 76H10V77H8ZM11 76H12V78H11ZM30 78H29V77ZM44 76V75H43ZM253 76V77H252ZM256 76V77H255ZM6 77V78H5ZM53 77V78H52ZM118 77H119V75H118ZM118 77H116V78H118ZM209 77V78H208ZM5 78V79H4ZM8 78H10V79H8ZM43 78V79H44ZM55 78V79H54ZM120 79H121V76L119 77ZM118 78V79H119ZM179 78V80H180V77H178ZM178 78L176 77L175 79L177 80V81H179L178 80ZM186 78V77H185ZM3 79V80H2ZM28 80H31V81H28ZM103 80V79H102ZM100 81V84H101V82H102V84L104 83L105 84V82H103V81ZM183 80H184V78H183ZM190 82L191 80H188L187 78L185 79V81H183L184 82V86H186V87H182V85H183V82H182V85H181V82H177V81H175L174 80V82L176 83V84H178V86L174 83V82H172V80L170 81V85L171 86H169V89L172 87V85H173V87H175V88H171L172 90H174V93H175V98L173 99V97H171V98H168V100L166 101V105H170L169 107V110H168V108H167V111L168 112H170V111H175L176 113H177V117H180L181 115H182V113H185L186 115H188L189 117V119L190 118H192V117H194L195 116V118L197 117L196 116V108H195V106L192 104V102H191V100H192V97H191V100L189 101V98L187 97L188 96V94L189 93H187V92H190L191 90H185L186 88H187V84H188V82ZM5 81V82H4ZM27 81L30 83V85H29V83L28 84H26L27 83ZM117 81V80H116ZM118 81H120L119 83H121V81L122 80H118ZM181 81H182V79H181ZM4 82V83H3ZM41 82L39 83V84H41ZM253 82H255V81H253ZM42 83V84H43ZM109 83V81L107 82V84ZM168 83V82H167ZM166 83V84H167ZM44 84L42 85V92L41 93H43V94H41V96L42 95H44L45 96V98L46 99H48V100H50L49 98H50V96H51V100L50 101H48V100H45V98L43 99V98H41V102L39 103V105L40 104H42V106L40 107L39 105L37 106V108H39V109H37V108H35L34 110L31 108V112H26L29 108H27L26 106H24L23 104H22V106H21V108H20V106L18 105V104H15L16 106H14V105H10V104H7V107L9 108V106H10V108H9V111H5V113L2 111V109H4L5 107H6V105L5 106H3L2 104V107H1V105H0V121L2 120V121H4V119H5V121L8 123V125H9V123L10 124H12V125H10L11 126V128L14 130V132L11 130V131H9V132H11L14 136H12V134L10 133V134H8L9 132H7V140H10L11 139V141L12 142H17L16 141V139H18L19 138V141H20V143L22 144L21 145V147H19V150L18 151H16L15 150V148H10V147H12V146H2V143H3V141L1 142V140H0V147H2V148H0L1 150H0V158H3V159H0V166H1V164H3V163H1V161H5L6 159H8L9 158V155L12 157V159H14V164L16 165H12L13 167H11V169H9V171L8 172H6L5 174H4V178H2L3 176H1L0 177V187L2 188H0L1 189V191H0V193H2L1 195L4 197V199L5 200H8V201H4L6 204H7V202H9V204L8 205H10V206H8V205H6L7 207H9V208H7L8 210H6V209H3V208H5V205H3L4 207H2L1 209H0V211H1V213H0V215H3V216H0L1 218H0V231H2V232H0V236L2 235V234H4V229H5V234H7L8 233V231H12L11 229L13 228V227H17V226H15V225H17V223L19 224V222H21L23 219H25V217H21V216H24L23 215V211H22V209L21 210H19L20 209V206H21V203H22V201L24 200V198L26 199V201L29 203L30 201L29 200H31V202L33 201V202H35L36 204H38V205H36V204H34L33 202V205H32V203L30 202L29 203V205H30V208L31 209H28L29 211H31V212H29L28 213V215L30 214V213H35L33 216H32V214H31V221H30V219H28L29 221H25V223H27V225H29L28 227L29 228H31V226H32V229H34V230H37L38 228H40L41 226L43 227L44 226V232H46V233H44L43 232V237H45L44 239H43V237H41V240H40V238L39 239H37L36 241L38 242V243H40V241H42L43 240V242H41V243H46L47 242V239L48 240H52V239H54V240H57V241H59L60 243H62L63 242V238H61V237H63L62 236V234H61V231L59 230V228L58 229H56V228H50V227H48L47 225H46V222L45 221H38V223H37V220L39 219V218H41L40 216H39V214H41L42 212V214L41 215H44V214H46L47 215V212H48V210H51V209H53V210H55L56 211V208L58 209L59 207L58 206H60L61 204L59 203V202H61L62 204L64 203V202H66V196H65V194L69 191L68 190V188H70V186H71V184H73V183H75L74 182V180H72L71 182H67L66 180L64 181V180H62V179H59L57 182H56V185L55 186H52L51 184H50V181L49 180H51V175L53 174V172L55 171V170H59V169H57L58 167H60L59 166V164H60V154H62L60 151H61V147L62 146H70L73 142H74V134H73V132L75 131V133H77L78 131H79V129L78 128H80L79 126H78V128H77V130L75 129V124H77V122H75V124H74V122H73V124L71 123L72 121H75V119L77 118L76 116H75V113L77 112V110H79V109H75V107L76 108H78L77 106H78V103L77 102H74L73 100H72V96L68 99V97L66 98L67 100H65V101H61V102H63V104H64V106L65 107H63V104L62 103H60V101H59V99L57 100V95L58 94H56V96H55V93L53 94V93H50V90L47 92V93H49V95L48 94H44V92L46 91L45 89H46V87H44ZM103 84V85H104ZM112 84H114V83H112ZM115 84H117V82H115ZM114 84V85H115ZM180 85V86H179ZM261 85H262V87H261ZM65 86H66V84H65ZM108 86H112L113 87V85H110V83L108 84ZM115 86H118V85H115ZM166 86V85H165ZM25 87V88H24ZM102 87L104 88V86H100V92L102 93V92H104V91H102ZM109 87V88H110ZM168 87V86H167ZM176 87H177V90H176ZM180 87H182V89H184V90H181V89H179ZM208 87V86H207ZM26 89V88H29V89H26V90H24V89ZM105 88L106 89H108V87H106V85H105ZM105 88H104V90H105ZM206 88V87H205ZM208 89V88H207ZM261 89V90H260ZM2 90V91H1ZM19 90H21V91H19ZM108 90H110L111 92H112V89H108ZM108 90H105V92H108ZM109 91V93H111ZM205 91L206 90H204V93H205ZM210 92L211 90H210V88H209V90H207V92ZM263 93H262V92ZM30 92V91H29ZM53 92H55V90H53ZM58 92V91H57ZM208 92V93H209ZM28 93V92H27ZM26 93V94H27ZM46 93V92H45ZM59 93V92H58ZM108 93V94H109ZM185 93H187V95L185 94ZM3 94V95H2ZM22 94V93H21ZM52 94V95H51ZM203 94V93H202ZM207 94V93H206ZM205 94V95H206ZM53 95L55 96V98H53ZM186 95V96H185ZM191 95V93L189 94V96ZM204 95V96H205ZM44 96H42V97H44ZM210 95L209 94H207V98L209 99L210 97H209ZM7 97V98H6ZM95 97V99H92V98H94ZM186 97L188 98V99H186ZM202 97H203V95H202ZM206 97V96H205ZM90 98V99H89ZM89 98H87V103H90L89 105H91L92 106V103H93V105H95L96 106V108H95V110L97 109V107H99V109H97V111H95L94 109H93V111H91V107L89 108L90 109V111L91 112H88V113H86V115L88 114V117H91V118H85L86 117V115H84V116H82V117H84V120H87L86 122L83 120V125H86L85 123H87V127H86V129L88 128L89 129V131H88V135H89V132L91 133V135H90V137H92L93 135H95L96 137V139H97V143H95V145L97 144V146H99V149H100V151H101V155H103L102 156V158H98V157H96L94 154H92V151H91V147H90V149L89 148H87L88 147V142L86 141L85 143H87L86 144V146H84L85 148H87V149H85L84 150V152H83V155H85L86 156V159H85V168L84 169H86V170H84V172H82V177L78 180V185H77V183H75V184H73L74 185V187H73V185H72V188H75V186H77L78 187V189L80 188H82V189H84L85 188V190H80V191H82V192H85V191H88L89 189H91L89 192H85V193H90V194H92L93 195V193L95 192V195H97L98 194V196L100 197L101 195V197L103 198V201H102V198L100 197V199H101V203H102V205H104V206H102L101 207V203H100V207H101V210L103 211V214H104V210H105V214L106 215H108L109 214V216L112 214V212H111V209H112V211H114V213H113V215H116V217L119 215V213H121L120 215L122 216H118L117 218L114 216V220L116 221V220H118V219H125V221L127 220V222H128V220L130 221V218H131V220H133V218H134V220H135V218L136 217H134L136 214L138 215V213L136 212V214H135V212L134 211H136L137 210V207H138V210L140 211L141 209H142V211L144 210L143 209V204H145L144 203V201H143V198L144 197H146V195H147V193L149 194V195H151V193H154L155 191H158V190H156V188L155 187H157V189H159L158 187H159V185L157 186V184H159L158 182H159V179H161L162 178V174L160 173V171L159 170H157V169H154V167L152 166V163H151V165H149L148 163H150L149 161L151 160V157H150V155L151 154H149V156H147L148 155V153H150L148 150H146V148H144V146H141V136L140 135H138V134H133V135H130V138H128V137H126L127 139H125L123 136H121L120 135V129L119 128H117L118 126H116L115 124H112L111 122H110V120L108 121L107 120V118L108 117H106L105 116V105L107 104V107H109L111 104L110 103H112V102H119L120 101V104L118 103H113V105L114 106H117L118 105V107H120L121 108V106L120 105H123V100L121 101V98H119L118 100L117 99H115V101H105V100H103V99H101V98H98L97 96H94V95H92V96H90ZM207 98H205L204 99V97L203 98H201L202 100H205V102L203 101V104H205L206 105V103L208 102V99ZM3 101H2V100ZM5 99V100H4ZM53 99H55V101H57V102H53L52 100ZM89 99V100H88ZM92 99V100H91ZM98 99V100H97ZM101 99V100H100ZM16 100V99H15ZM72 101V103L74 104H72L71 102H68V101ZM100 100V101H99ZM201 100V101H202ZM2 101V102H1ZM14 101V100H13ZM46 101V102H45ZM48 101V102H47ZM52 101V102H51ZM66 101H67V103H66ZM161 101H163V100H161ZM44 102L46 103V104H44ZM59 102V103H58ZM100 102V104H98V103ZM263 102V103H262ZM8 103V102H7ZM13 103V102H12ZM55 103V104H54ZM56 103H58V105L56 104ZM68 103H69V105H68ZM71 103V104H70ZM77 103V104H76ZM94 103H97L98 105H96V104H94ZM126 102H124V104H125ZM168 103H170V104H168ZM14 104V103H13ZM44 104V105H43ZM52 105L53 104V106H50V105ZM59 104H60V107H59ZM66 104V105H65ZM75 104H76V106H75ZM117 104V105H116ZM188 104V105H187ZM261 104V105H260ZM18 105V106H17ZM54 105H56V106H54ZM94 106V107H95ZM103 107L104 106V108H103V110H104V113H103V111L101 112V109L102 108H100V107ZM259 106V107H258ZM53 107V108H52ZM56 107H58V108H56ZM74 107V108H73ZM93 107V106H92ZM93 107V108H94ZM123 107V106H122ZM16 108V109H15ZM20 108V109H19ZM64 108V109H63ZM124 108H125V105H124ZM17 111H15V110ZM18 109V110H17ZM23 109V110H22ZM53 109H55V110H53ZM107 109V108H106ZM123 109V108H122ZM170 109H172V110H170ZM263 109V110H262ZM20 110V112H18ZM33 110V111H32ZM68 110V111H67ZM190 110V111H189ZM191 110H193V114H191ZM194 110H195V112H194ZM28 111H30V110H28ZM35 111V112H34ZM36 111H38V113H36ZM60 111V112H59ZM75 111V112H74ZM35 114H34V113ZM55 112H57V113H55ZM70 114H72L73 116H75V118L73 117V116H69V113ZM174 112V113H175ZM4 113V114H3ZM28 113H30V114H28ZM33 113V114H32ZM65 113H67V114H65ZM74 113V114H73ZM89 113H93V114H91V116H90V114ZM173 113V112H172ZM194 113H195V115H194ZM260 113V112H259ZM64 114V115H63ZM95 114V115H94ZM179 114V115H178ZM4 115V116H3ZM7 115V116H6ZM63 115V116H62ZM176 115V114H175ZM62 116V117H61ZM70 118H69V117ZM94 116V117H93ZM95 116H96V118H95ZM105 116V117H104ZM260 116V115H259ZM10 117V118H9ZM60 117V118H59ZM81 117V116H80ZM79 117V118H80ZM263 117V116H262ZM7 118V119H6ZM66 118V119H65ZM69 118V119H68ZM93 118H94V121H93ZM105 118V119H104ZM199 118V117H198ZM13 119V120H12ZM72 119V120H71ZM74 119V120H73ZM80 119H83V118H80ZM90 119V120H89ZM157 119V121L158 122H156L155 123V125H159V126H163V120L162 119H158V118H156ZM10 120V121H9ZM21 120V121H20ZM55 120H58L59 121V123H57V122H55ZM95 120H96V122H95ZM16 121V122H15ZM42 121V123H44L45 122V125H46V127H48V129L47 130H50V134L52 133L53 134V136H52V134L50 135L49 134V139L51 140L52 139V141H51V144H50V146L48 147L47 145L46 146H43V144L41 143V140L40 139H42V138H40L41 137V133L39 134V132L37 131V133H38V135L36 134V130H35V128H36V126H35V124H40V122ZM61 121V122H60ZM71 121V122H70ZM105 121H107V124H106V122ZM12 122V123H11ZM20 122V123H19ZM69 122V123H68ZM108 122H109V124H111V127L109 126V124H108ZM14 123V124H13ZM57 123V124H56ZM81 123V124H82ZM92 123V124H91ZM20 124V125H19ZM81 124H79V125H81ZM60 125L62 126V127H60ZM73 125H74V127H73ZM95 125V126H94ZM113 125H115V129H114V126ZM164 125H166L165 123H164ZM241 125V124H240ZM13 126V127H12ZM22 126V127H21ZM70 126V127H69ZM112 126H113V128H112ZM24 127V128H23ZM50 127V128H49ZM71 127H73V129L74 130H72V128ZM77 127V126H76ZM85 127V126H84ZM111 129V130H109V128ZM51 128H52V130H51ZM64 130H63V129ZM70 128V129H69ZM242 128V129H241ZM37 129H38V127H37ZM83 128L81 127L80 128V132L81 131H83L82 130ZM119 129V130H118ZM240 129L242 130V131H244L245 129H244V124L243 125H241V127H240ZM39 130V129H38ZM56 131L55 133L54 132H52V131ZM68 130V131H67ZM115 130V131H114ZM119 132H118V131ZM155 130V128L153 129V131ZM17 131V132H16ZM70 131H72L71 133L73 134V137L71 138V133H69ZM113 131V132H112ZM116 132V133H115ZM64 133V134H63ZM79 133V132H78ZM102 134V138H101V134ZM17 134V135H16ZM59 134V135H58ZM61 134V135H60ZM67 134H68V137H67ZM93 134V135H92ZM100 135V137L98 136V135ZM117 134V135H116ZM158 134V135H157ZM10 135V136H9ZM32 135H34V137L35 136H37L38 137V139L37 138H33L32 137ZM40 135V136H39ZM76 135V134H75ZM137 135V136H136ZM154 136H158L159 137V135H161V134H159V132L157 133V131L156 132H154V134H153ZM50 136H51V138H50ZM60 136V137H59ZM64 136V137H63ZM118 136L119 137H121L120 139L118 138ZM12 137V138H11ZM15 137H18V138H16L15 139ZM53 137H55L56 138V140H55V138H53ZM133 137V138H132ZM135 137H138V139L137 138H135ZM10 138V139H9ZM40 138V139H39ZM66 138V139H65ZM116 138H117V140H116ZM123 138V139H122ZM165 138L167 139V135L165 136ZM1 139V138H0ZM6 139V138H5ZM33 139H35V141L37 142L38 141V143H37V146H40V148L38 149V150H36V146H35V142L33 143ZM59 139V140H58ZM99 139V140H98ZM101 139V140H100ZM113 139V140H112ZM122 139V140H121ZM134 139V140H133ZM14 140V141H13ZM33 140V141H32ZM63 140V141H62ZM71 140H72V143H71ZM92 140V138L90 139V141ZM118 140H120V141H118ZM132 140L134 141V142H132ZM139 140V141H138ZM168 140V139H167ZM10 141V142H11ZM56 141V142H55ZM67 141V142H66ZM89 141V140H88ZM124 141V142H123ZM137 141V142H136ZM9 142V141H8ZM28 142V143H27ZM40 142V143H39ZM55 142V143H54ZM58 142V143H57ZM64 142H66L65 144L66 145H64ZM96 142V141H95ZM119 142L121 143L120 145L121 146H118L119 145ZM25 143H27V144H25ZM68 143V144H67ZM108 145V147H107V145ZM115 143H116V145H115ZM125 143H127V144H125ZM137 145H136V144ZM33 144H34V146H33ZM55 144V145H54ZM57 144V145H56ZM70 144V145H69ZM84 144V143H83ZM106 145V146H104V145ZM134 144V145H133ZM28 147H27V146ZM52 145V146H51ZM123 145V146H122ZM129 146L130 145V147H131V145L132 146H135L136 145V148L135 149H137V147H138V154L141 156L140 157V160L142 159L143 161H141V162H143V164L145 163V161H147V158H148V160L149 161H147L146 163L148 164H144V166H145V173L146 174H144L145 175V177L144 176H139L138 175V172H136L137 174H136V179H138V180H141V183H140V181H137L136 180V185L137 186H135V184L133 185V187L131 186L130 188L131 189H133V190H131V191H129V192H132V195H133V197H134V199H135V201L133 202V203H135V205H136V207H135V205H129V204H126V207L127 208H125V209H123L124 207L123 206H125L124 204L126 203L124 200H123V198L121 197L122 196V192H121V189H120V185L119 184H117L118 182V180H117V178H119V175H126V174H128V172H129V167L131 166V164H129L130 162H128L129 161V159L127 158V156L125 155V148H124V146ZM18 146H20V144H19V142H18ZM57 146V147H56ZM72 146V145H71ZM90 146V145H89ZM93 146V145H92ZM116 147L118 148V149H116ZM123 147V148H122ZM178 147V146H177ZM181 146H179V148H180ZM26 148V149H25ZM107 148H108V152H107ZM133 148V147H132ZM102 149V150H101ZM120 149H122V150H120ZM140 149V150H139ZM27 150V151H26ZM144 150V151H143ZM146 150V151H145ZM230 150H232L233 151V149H231V148H227V150L226 151H230ZM7 151H9L8 153H7ZM11 151H12V153H11ZM23 151V152H22ZM91 151V152H90ZM103 151V152H102ZM104 151L106 152V154L104 153ZM139 151H142V153H139ZM201 151H202V153H197V154H195V156H192L193 157V162L195 161L196 163H197V166L198 165H201V166H203V164H204V162L205 161H207V159L206 158H203V157H205V156H207V157H211V155H212V161H214V166L215 167H222L223 165L225 166V164L223 163V162H225V161H227L228 162V157H229V155H227V152H224L225 154H226V156H224V154H222L217 148H215V147H213V146H210L209 144H207V145H205V146H202V148H201ZM218 151V152H217ZM3 152V153H2ZM48 152V153H47ZM117 152H119V153H117ZM124 152V153H123ZM220 152V153H219ZM145 153H146V158H145ZM3 154V155H2ZM9 154V155H8ZM25 154V155H24ZM106 156H105V155ZM110 154V155H109ZM117 156V158H116V156ZM199 154V155H198ZM215 154V155H214ZM7 155V156H6ZM90 155H93L94 156V158L92 157V156H90ZM109 155V156H108ZM124 155L126 156V157H124ZM222 155V158L220 157V156ZM231 155H234V154H231ZM230 155V156H231ZM49 156V157H48ZM119 156H121V158L119 157ZM143 156V157H142ZM224 156V157H223ZM8 157V158H7ZM10 157V158H11ZM92 157V158H91ZM111 158V160H110V158ZM123 157V158H122ZM192 157H191V159H192ZM215 157V158H214ZM220 157V158H219ZM5 158V159H4ZM60 158V159H59ZM99 160H98V159ZM107 158H109V159H107ZM113 158H115L114 160H113ZM202 158V159H201ZM20 159V160H19ZM49 159V160H48ZM59 159V160H58ZM88 159H90V161L88 160ZM97 159V160H96ZM104 161H103V160ZM199 159V160H198ZM201 159V160H200ZM204 159V160H203ZM206 159V160H205ZM214 159V160H213ZM217 159V160H216ZM227 159V160H226ZM87 160V161H86ZM105 160H108V161H110V162H108V161H105ZM114 162H113V161ZM124 160V161H123ZM198 160V161H197ZM230 160V159H229ZM17 161V162H16ZM103 161V162H102ZM200 161V162H199ZM204 161V162H203ZM216 161V162H215ZM219 161L221 162V163H219ZM252 162V159L250 158L249 160H248V164H250L251 162ZM57 162V163H56ZM88 162V164H86ZM90 162V163H89ZM100 162V163H99ZM105 162H106V164H105ZM123 164H122V163ZM194 162V163H195ZM198 162L200 163V164H198ZM102 163H103V165H102ZM226 163V162H225ZM116 166H115V165ZM125 164V165H124ZM127 164H128V166L129 167H127ZM206 164V163H205ZM215 164H217V165H215ZM218 164H221L222 166H218ZM91 165V166H90ZM146 165H147V167H148V169H147V167H146ZM3 166V165H2ZM46 166V167H45ZM58 166V167H57ZM89 166V167H88ZM99 166V167H98ZM125 167V168H123V167ZM150 166V167H149ZM151 166H152V168H151ZM57 167V168H56ZM87 167V168H86ZM45 168V169H44ZM119 168H120V170H119ZM131 168V167H130ZM135 168L137 169V167H134V170H135ZM44 169V170H43ZM89 169V170H88ZM116 169V170H115ZM118 169V170H117ZM133 169V168H132ZM152 169H154L153 171H152ZM10 170H11V174L9 173L10 172ZM42 170H43V172H42ZM114 171V173H117L116 175H114V174H112V172ZM126 170H127V173H126ZM150 170V171H149ZM13 171V172H12ZM45 171H48L47 173L45 172ZM123 171H125V172H123ZM156 171V172H155ZM191 171V170H190ZM45 172V173H44ZM189 172V171H188ZM10 174V176H11V178L12 179H10L8 176L9 175H7V174ZM43 173L44 174H46V175H43ZM51 173V175L49 176V174ZM88 174V176H87V174ZM126 173V174H125ZM130 173V172H129ZM147 173H150L151 174V176L149 175V174H147ZM160 173V174H159ZM40 174H42L41 176L42 177H48L47 179H46V177L45 178H43V179H46V180H44V181H42V182H44L43 183V185L40 183L39 184V182L38 181H35L34 180V178H36V177H40ZM119 174V175H118ZM2 175V174H1ZM15 175V176H14ZM48 175V176H47ZM58 175V174H57ZM56 175V176H57ZM83 175H85V176H83ZM113 175V176H112ZM149 175V176H148ZM179 175V174H178ZM15 178H14V177ZM111 176V177H110ZM116 176V177H115ZM118 176V177H117ZM139 176V177H138ZM161 178H160V177ZM7 177V178H6ZM83 177H85V178H83ZM88 177V181H87V178ZM149 177V178H148ZM19 180H18V179ZM54 178V177H53ZM164 178V177H163ZM163 178L161 179V181L163 180ZM10 179V180H9ZM14 179V180H13ZM15 179H17L16 181H15ZM21 179H23V181L21 180ZM49 179V180H48ZM82 179V180H81ZM90 179V180H89ZM113 181H112V180ZM115 179V180H114ZM6 180V181H5ZM12 180V181H11ZM21 180V181H20ZM81 180V181H80ZM217 181H218V179H216ZM4 181V182H3ZM24 181L26 182V183H24ZM31 181V182H30ZM70 181V180H69ZM76 181V180H75ZM83 181V182H82ZM93 181V182H92ZM11 182H12V184H11ZM15 182V183H14ZM19 182V183H18ZM24 185H20L21 183ZM30 182V183H29ZM34 182V183H33ZM73 182V183H72ZM80 182H81V185H80ZM117 182V183H116ZM147 182V183H146ZM220 182V184H222L221 182L222 181H219ZM224 182V181H223ZM5 183L7 184V183H9V185L7 184V186H8V188H7V186L5 185ZM14 183V184H13ZM48 183V185H46L45 186V184H47ZM86 183H87V185H86ZM92 183H94V184H92ZM144 183V184H143ZM26 184V185H25ZM27 184H28V186H27ZM40 185V188H39V185ZM68 184H69V186H68ZM91 184L93 185V187L91 186ZM141 184V185H140ZM2 185V186H1ZM18 185H20L21 187H19ZM33 185L35 186L34 187V191L36 192V193H38L39 192V194L38 195H36L37 197H35V196H32V189H30L31 187H33ZM49 185L50 186H52L51 188H49V190L51 189H53L51 192H49V190H46L48 187H49ZM63 185L65 186V187H63ZM91 187H90V186ZM96 185H97V187H98V189H97V187H96ZM116 185H119V186H116ZM145 187H144V186ZM223 185V184H222ZM221 185V186H222ZM23 186V187H22ZM27 186V187H26ZM68 186V187H67ZM80 186V187H79ZM84 186V187H83ZM115 186V187H114ZM4 187L6 188V189H4ZM11 187V188H10ZM30 187V188H29ZM37 187V189H35ZM76 187V188H77ZM86 187H88L87 189H86ZM90 187V188H89ZM94 187H96V188H94ZM114 187V188H113ZM119 187V188H118ZM137 187V188H136ZM139 187V188H138ZM150 187V188H149ZM25 188H27V190L25 189ZM29 188V189H28ZM43 188H46V189H44V190H42ZM62 188H64V189H62ZM67 188V189H66ZM94 188V189H93ZM117 188V189H116ZM142 188V189H141ZM145 190H144V189ZM147 188V189H146ZM186 188V187H185ZM5 191H4V190ZM22 189V190H21ZM38 189H40V190H38ZM95 189L97 190V192L95 191ZM114 189H115V191L116 190H118V189H120V191H118V193H116L115 191H114ZM136 191H135V190ZM139 189V190H138ZM188 189V190H187ZM23 192H21V191ZM24 190V191H23ZM32 190V191H31ZM37 190V191H36ZM67 190V191H66ZM92 190H94L93 192H92ZM111 190L113 191V192H111ZM141 190V191H140ZM150 190V191H149ZM155 190V191H154ZM190 190V188H188V186H187V188H186V191H189ZM3 191H4V193H3ZM20 191V192H19ZM29 191V192H28ZM33 191V192H34ZM45 191V192H44ZM47 191V192H46ZM101 191V192H100ZM144 191H147V193L145 192L144 193ZM8 192V193H7ZM66 192V193H65ZM108 192V193H107ZM111 192V193H110ZM114 192L116 193V194H114ZM140 194H139V193ZM142 192V193H141ZM149 192H151V193H149ZM184 192H185V190H184ZM42 193H44V195L42 194ZM49 193H50V195H49ZM64 193V194H63ZM101 195H100V194ZM157 193V192H156ZM9 194V195H8ZM21 194V195H20ZM23 194V195H22ZM26 194V195H25ZM53 194V195H52ZM112 194V195H111ZM115 195V197L117 198H115L114 197V195ZM146 194V195H145ZM0 195V196H1ZM52 195V196H51ZM91 195V196H92ZM140 195H142V196H140ZM145 195V196H144ZM153 195H156L155 193L153 194ZM29 196H31V197H29ZM41 196V197H40ZM117 196H119V197H117ZM139 196V197H138ZM144 196V197H143ZM3 197H1V198H3ZM10 199H9V198ZM22 197V198H21ZM24 197V198H23ZM42 197H43V199H42ZM44 197H50V198H48V200L46 199V198H44ZM98 197V198H99ZM107 197V198H106ZM32 198V199H31ZM37 198V199H36ZM96 198V197H95ZM115 198V199H114ZM119 198V199H118ZM3 199V200H4ZM23 199V200H22ZM46 199V200H45ZM105 199H109L110 201H107V200H105ZM112 199V200H111ZM113 199H114V203H116L117 204V206L118 207H116V204L114 205V203H113ZM122 199V200H121ZM138 201H137V200ZM142 199V200H141ZM146 199V198H145ZM35 200V201H34ZM41 200V201H40ZM57 202H56V201ZM104 200L106 201V202H104ZM116 200L117 201H120L119 203L120 204H123V201H124V204L121 206V205H118L119 203H117L116 202ZM140 200H141V202H140ZM47 201V202H46ZM51 201V202H50ZM59 201V202H58ZM38 202V203H37ZM42 202V203H41ZM54 202H55V204H54ZM107 202H111L110 204L109 203H107ZM140 202V203H139ZM56 203H57V205L58 206H56ZM104 203V204H103ZM105 203H107L108 204V206L110 205V207L108 208V211H107V205H105ZM41 204H43L42 206H41ZM49 204H50V206H49ZM111 204H113L112 206L115 208V210H114V208L111 206ZM127 205H129L130 206V208L132 209V208H135V209H133V210H131L130 208H129V206H127ZM139 205V206H138ZM261 205H263V206H261ZM37 206V207H36ZM44 206H45V208H44ZM260 209L262 208V211L264 210V204L262 203V204H260ZM0 207H1V205H0ZM49 207H50V209H49ZM53 207V208H52ZM104 207V208H103ZM112 207V208H111ZM123 207V208H122ZM145 207V206H144ZM39 208V209H38ZM48 210H47V209ZM98 208H99V205H98ZM117 208H119V209H117ZM121 208V209H120ZM91 209H93V211L92 212H90L89 214L88 213H86V214H88V215H91V217H89V219H85V221L84 222H82V224L84 223V225H82V226H84V227H86L87 228V230L86 229H84L83 227V229H84V231H85V233H84V231L82 232V233H79V234H77V233H75V237H74V240H76L77 241V239H78V244H76L77 242L75 241V245L76 246H79V248L78 247H76V253H75V256H74V258H73V256L72 255H74V254H72L71 255V252H70V250H65L66 252H65V256L63 255V257H64V259L62 258V260L63 261H65V264H71V262H73V261H70V260H76L77 261V259H78V261H77V263H79V262H81L80 264H82V263H86V262H84V259H85V257H88L87 256V254L89 253V251H90V255L91 256H89V258H86L85 260L87 261L88 259H90V261H89V263L93 260V259H95V255H96V258L97 259H95V260H93L94 262H91L92 264H96V261L97 260H99V262H100V264H106V263H109V264H115L114 262H117V264H119L118 262H120V261H122V260H116L117 258H116V255L114 254V253H117L116 252V247H114V245L115 244H112L113 245V247L112 246H109L110 247V249L112 250L113 249V252L108 248V250H110V253L108 254V250H101V248H99L101 245H97L96 246V244H100L101 242H97V241H94V240H96V235L95 236H93V233L91 234L90 232H88V230L89 231H91L92 229L91 228H93V226L94 225H101V222H99V223H92V222H96L97 220H99V216H97V214H96V217H94V215H95V213L93 214V212H95V207L94 208H91ZM126 209L128 210V212L126 211ZM33 210V211H32ZM40 210V212H38ZM53 210H51V211H53ZM100 210V209H99ZM124 212H123V211ZM137 210V211H138ZM19 211V212H18ZM116 211H118V212H116ZM120 211V212H119ZM138 211V212H139ZM141 211V212H142ZM261 211V210H260ZM7 214H6V213ZM21 212V213H20ZM38 212V213H37ZM109 212H111V213H109ZM130 212V213H129ZM264 212V211H263ZM100 213H101V211H100ZM124 213L126 214V215H124ZM133 213L135 214V215H133ZM140 213V212H139ZM16 214H18V216L16 215ZM85 214V215H86ZM118 214V215H117ZM10 215H12V216H10ZM13 215L16 217L17 216V218H14L13 217ZM21 215V216H20ZM85 215L83 216V219L85 218ZM113 215H111V217L110 218H112V216ZM34 216H35V218H34ZM87 216V215H86ZM129 216V217H128ZM132 216H133V218H132ZM21 217V218H20ZM87 217V218H88ZM4 218V219H3ZM6 218V219H5ZM20 218V219H19ZM32 218H33V220H32ZM38 218V219H37ZM101 218V217H100ZM128 218V219H127ZM8 219H9V221H8ZM35 219V220H34ZM93 219H95L94 221H93ZM113 219V218H112ZM3 220V221H2ZM5 220H7L8 222H6ZM20 220V221H19ZM91 220V222H89ZM113 220V221H114ZM13 221V222H12ZM14 221H16L15 223H14ZM86 221H88V222H86ZM100 221V220H99ZM11 222V223H10ZM35 224H34V223ZM40 222H42V223H40ZM44 222V223H43ZM54 222V221H53ZM136 222V221H135ZM7 223V224H6ZM14 223V225H13V227L11 228V229H8L7 230V228L8 227H10V225L12 226V224ZM32 223V224H31ZM40 223V224H39ZM55 223V222H54ZM37 224H39V225H37ZM42 224V225H41ZM45 224V225H44ZM86 224V225H85ZM88 224V225H87ZM93 224V226L90 228V226ZM3 225H5V226H3ZM7 225H9L7 228H5ZM38 226V227H37ZM46 226V227H45ZM88 226H89V228H88ZM102 226V225H101ZM239 227H241V226H239ZM27 228V227H26ZM182 228H183V226L182 227H180L179 226V230L181 229L182 230ZM242 228H243V224H242ZM242 228H239L240 230H242ZM245 228V227H244ZM243 228V230H242V233L243 234H247V230H245ZM28 229V228H27ZM31 229V230H32ZM49 229V230H48ZM184 230H185V227L183 228ZM187 229V228H186ZM29 231L28 232H30V229H28ZM34 230L33 231H31V232H33V233H35L34 232ZM54 230V231H53ZM180 230V231H181ZM184 230H182L183 232H182V234H180L181 236L183 235V236H185V238L184 237H182L183 239H185V241L187 242L186 243V245L185 246H188L190 243H191V240H190V243H188V241H187V239H186V233L185 232H187L186 230L184 231ZM6 231H7V233H6ZM87 231V232H86ZM93 231V230H92ZM30 232V233H31ZM140 232H141V230H140ZM11 233V232H10ZM10 233L8 234V235H10ZM88 233H90L91 234V236L94 238H91L90 237V239L92 240H90L92 243H95V245H93V247L95 248H91V250L88 248V246H92L91 245V243H90V245H88L87 244V246H86V241L84 242L85 243V245L83 244V239L81 240V238L84 236V235H87L88 236ZM164 233V232H163ZM45 234V235H44ZM46 234H48V235H46ZM58 234H59V236H58ZM84 234V235H83ZM34 234H32V236H33ZM60 235H61V237H60ZM79 235H81L80 237L81 238H79L78 236ZM83 235V236H82ZM7 237V235H3V238L4 237ZM49 236H51V237H49ZM5 237V238H6ZM9 237V236H8ZM76 237H78V238H76ZM2 238V237H1ZM1 238H0V242L1 243H3L2 242V240H1ZM47 238V239H46ZM50 238H52V239H50ZM76 238V239H75ZM7 239V238H6ZM6 239H5V241L4 242H6ZM99 239V237H97V240ZM183 239H181L180 238V241L182 240L183 242H184V244H185V241L183 240ZM39 240V241H38ZM73 240V239H72ZM73 240V241H74ZM100 240V239H99ZM82 241V242H81ZM181 241V243L179 242L178 244H176L175 246H183L184 244H183V242ZM198 241V240H197ZM195 242V240H193V243H191L192 244V248H193V250L194 249H196L197 247H198V245H199V242ZM195 242V243H194ZM40 243V245H42ZM6 244V243H5ZM5 244H2V245H5ZM182 244V245H181ZM44 245V244H43ZM200 245H201V243H200ZM175 246H174V248H173V251H171L173 254H175L174 252H178V251H175ZM185 246L183 247V248H185ZM196 248H195V247ZM44 247H45V245H44ZM85 247V248H84ZM112 247V248H111ZM131 247V245L127 248L130 252V254H129V256L130 255H132V256H134V254H135V256L134 257H136L137 258V254H136V252L134 251V250H132V247H131V249H129ZM181 247H179V248H181ZM0 248H2L1 246H0ZM42 248H43V246H42ZM78 248V249H77ZM86 248H88V249H86ZM100 249L101 251H102V254H101V252L99 251V250H97V249ZM115 248V249H114ZM178 248V249H179ZM183 248H181V250H183ZM187 248L188 247H186L184 250L185 251H187ZM200 248V246L198 247V249ZM4 249V247L2 248V249H0L1 251ZM92 249H93V251H92ZM134 249V248H133ZM198 249H197V251H198ZM5 250V249H4ZM18 250V249H17ZM44 250V249H43ZM89 250V251H88ZM97 250V252H99L98 254H97V252H95ZM177 250V249H176ZM180 250V251H181ZM107 251V252H106ZM132 251H134V252H132ZM179 251V252H180ZM184 251V252H185ZM196 251V250H195ZM4 252H6V251H4ZM7 252H9V251H7ZM5 253V255L4 254H2V252H1V254L2 255H0L1 257L2 256H4V257H6V258H4V257H2V259L1 260H4L3 262L4 263H1V264H10V260L8 261V257H10V256H6V255H8L9 253ZM182 252V251H181ZM11 253H13V251L12 252H10V254ZM15 254L16 253H18V251L16 252H14ZM11 254V256H15V254ZM67 253H68V256H67ZM70 253V254H69ZM79 253H80V255H79ZM92 253V254H91ZM95 253V254H94ZM111 253L112 254H114L115 255V257H113V256H110L111 255ZM172 253H170L169 254V257H167V259L168 260H171L170 262H167L168 264H174V263H172V260H173V257H174V255L172 254ZM9 254V255H10ZM88 254V255H89ZM103 254H105L104 256H103ZM126 254V253H125ZM128 254V253H127ZM172 254V255H171ZM72 257H71V256ZM76 255H78L77 257H76ZM93 255H94V258H93ZM108 255V256H107ZM68 258H67V257ZM71 257V259H70V257ZM81 256L82 257H84L83 259L81 258ZM99 256H100V258H99ZM106 256V257H105ZM127 256V255H126ZM129 256H128V258H129ZM168 256V255H167ZM171 256V257H170ZM176 256V255H175ZM17 257H18V254H17ZM17 257H15V258H17ZM91 257V258H90ZM122 257V256H121ZM12 257H10V259H11ZM75 258H77V259H75ZM108 258H109V260H108ZM127 258V257H126ZM171 258V259H170ZM13 259V258H12ZM50 259L52 260V263H50V261H48L47 260V258L45 259V262L46 263H44V264H64V262L63 263H61V261L60 260H58L59 258H57V260H58V262H56L57 260L55 259V258H52V257H50ZM65 259H67L68 260V262L65 260ZM105 259V260H104ZM113 259V260H112ZM14 260V263L16 264L18 261H17V259H16V262H15V259H13ZM12 260V261H13ZM53 260H55V261H53ZM80 260V261H79ZM108 260V261H107ZM6 261V262H5ZM8 261V262H7ZM11 261V264L13 263ZM22 261H24V260H22ZM70 261V262H69ZM75 261V262H76ZM102 261V262H101ZM105 261V263H103ZM54 262V263H53ZM75 262H73L72 264H75ZM99 262H97V264H99ZM13 263V264H14ZM121 263V262H120ZM88 264V263H87ZM121 264H124L123 262L121 263Z\"/></svg>",
    "mask_w": 264,
    "mask_h": 264
}]
</instances>
